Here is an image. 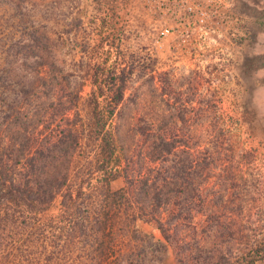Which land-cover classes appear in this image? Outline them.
Here are the masks:
<instances>
[{
  "label": "rangeland",
  "instance_id": "rangeland-1",
  "mask_svg": "<svg viewBox=\"0 0 264 264\" xmlns=\"http://www.w3.org/2000/svg\"><path fill=\"white\" fill-rule=\"evenodd\" d=\"M187 1L207 9L196 45L161 35L165 16L153 0H0V121L7 114L11 165L16 154L23 163L33 157L36 179L70 147L67 187L44 211L26 214L22 236L13 208L0 206V264L26 234L46 237L76 210L87 208L95 217L105 185H125L126 164L129 180L149 172V162L138 157L145 136L134 128L163 119L189 131L195 158L203 147L214 153L213 178L205 187L224 183L230 191L223 200L242 209L230 222L249 225L248 235L264 240V0ZM122 89L124 99L114 102ZM52 103L68 110L56 117ZM110 107L127 109L119 139V116L111 117ZM181 111L183 125L175 117ZM33 127L44 157L27 155ZM74 129L78 144L71 148L65 144L72 140L60 142L57 134ZM210 131L216 136H207ZM200 136L209 144L203 140L196 148ZM136 227L162 240L154 225L138 221ZM171 254L159 264H175ZM255 264H264V257Z\"/></svg>",
  "mask_w": 264,
  "mask_h": 264
},
{
  "label": "trees",
  "instance_id": "trees-1",
  "mask_svg": "<svg viewBox=\"0 0 264 264\" xmlns=\"http://www.w3.org/2000/svg\"><path fill=\"white\" fill-rule=\"evenodd\" d=\"M124 93L122 89L114 102L121 103ZM49 107L53 108L52 115L56 117L63 116L68 110L57 107L56 103ZM117 108L110 107L109 115L119 116L115 128L119 139L127 109L121 107L118 112ZM201 108L200 111L206 113L207 110ZM181 112L175 117L183 125L184 111ZM35 131L36 127H33L32 133H28L27 155L44 157L43 146L34 144L36 140L32 134ZM134 131L145 136L144 150L139 151L138 157L142 156L149 162V172L144 175L140 172L136 180H129V176L125 175L129 166L126 164L122 172L125 185L118 190L105 185L99 210L93 211L97 214L95 217L92 213L91 217L88 216L87 208L81 214L76 210L74 219H69L65 225L60 221L50 227L52 232L48 231L46 237L37 232L26 234L24 239L19 240L20 245L14 254H3V264H159L169 253H172L175 264H255L264 257V240L256 239V232L248 235L246 230L253 232L249 225L245 227L238 221L230 222V215H240L242 210L239 205L231 206L234 205L233 199L223 200L224 193L230 189L224 183L220 189H215V185L205 187L213 178V152L203 147V153L195 158L190 153L185 136L189 131L171 126L166 119L156 126L149 123L135 127ZM9 132L10 125L5 114L0 121V206L13 208L12 213L19 219L18 234L22 236L29 219L26 214L44 211V205L50 204L55 195L67 187L70 147L63 148L64 155L52 160L48 171L40 172L33 179V157L25 156L29 159L23 163V159L19 160L16 154L11 165V157L7 153ZM74 132L75 129L61 130L57 134L59 141L64 142L67 138L72 141L66 146H77ZM213 134L215 137V131L206 135L212 137ZM45 136L50 137L49 134ZM200 141L209 144L200 136L196 148H199ZM212 142L216 144L215 139ZM39 147H42L41 150ZM215 152L219 153V149ZM42 160L40 158L39 163ZM25 164L28 166L25 167ZM50 170L51 175H48ZM81 194L79 192L78 196ZM138 221L154 225L162 240H155L151 234L140 231L136 227ZM21 225L24 227L21 228ZM44 228L48 229L47 226ZM36 255L42 256V260L36 259Z\"/></svg>",
  "mask_w": 264,
  "mask_h": 264
},
{
  "label": "built area",
  "instance_id": "built-area-1",
  "mask_svg": "<svg viewBox=\"0 0 264 264\" xmlns=\"http://www.w3.org/2000/svg\"><path fill=\"white\" fill-rule=\"evenodd\" d=\"M153 1L165 16V24L161 32L164 38H170L172 43L180 44L189 43L196 45L201 42V25L204 21L205 10H207L204 5L196 1L189 3L187 0ZM229 15L226 17H230Z\"/></svg>",
  "mask_w": 264,
  "mask_h": 264
}]
</instances>
